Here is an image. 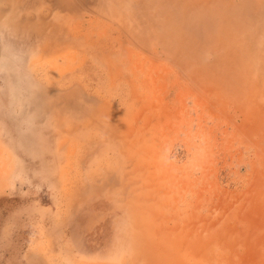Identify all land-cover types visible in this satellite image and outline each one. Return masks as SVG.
<instances>
[{"label": "rangeland", "instance_id": "obj_1", "mask_svg": "<svg viewBox=\"0 0 264 264\" xmlns=\"http://www.w3.org/2000/svg\"><path fill=\"white\" fill-rule=\"evenodd\" d=\"M0 264H264V0H0Z\"/></svg>", "mask_w": 264, "mask_h": 264}]
</instances>
